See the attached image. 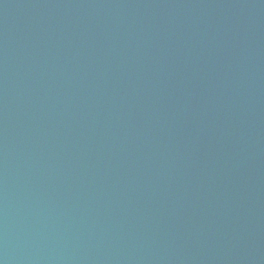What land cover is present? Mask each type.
<instances>
[{
	"label": "water",
	"instance_id": "water-1",
	"mask_svg": "<svg viewBox=\"0 0 264 264\" xmlns=\"http://www.w3.org/2000/svg\"><path fill=\"white\" fill-rule=\"evenodd\" d=\"M0 264H264V0H0Z\"/></svg>",
	"mask_w": 264,
	"mask_h": 264
}]
</instances>
